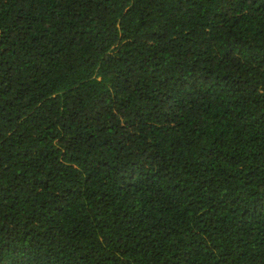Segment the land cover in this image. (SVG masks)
<instances>
[{
    "label": "trees",
    "instance_id": "obj_1",
    "mask_svg": "<svg viewBox=\"0 0 264 264\" xmlns=\"http://www.w3.org/2000/svg\"><path fill=\"white\" fill-rule=\"evenodd\" d=\"M0 264H264V0H0Z\"/></svg>",
    "mask_w": 264,
    "mask_h": 264
}]
</instances>
